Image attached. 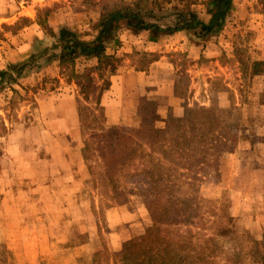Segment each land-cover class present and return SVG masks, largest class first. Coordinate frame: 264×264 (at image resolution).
Returning <instances> with one entry per match:
<instances>
[{
	"label": "trees",
	"instance_id": "16d2710c",
	"mask_svg": "<svg viewBox=\"0 0 264 264\" xmlns=\"http://www.w3.org/2000/svg\"><path fill=\"white\" fill-rule=\"evenodd\" d=\"M83 5L100 13L91 40L66 27L56 31L51 27L54 8H39L35 22L45 37L37 39L28 60L0 69V87L17 85L34 71L58 62L61 78L78 90V117L85 137L79 154L96 176L93 188L115 203L125 196L128 179L145 177L153 187L155 197L147 204L152 224L142 235L124 242L120 251L95 256L88 264H217L218 260L223 264H264V241L221 259V241L231 215L223 202L204 198L198 185L204 167L228 143L247 141L253 150L255 140L264 137V114L259 127L242 137L241 107L232 89L218 77L211 80V91L218 97L209 107L192 108L186 100L177 99L153 119L141 98L136 110L139 125L134 129L109 124L103 105V95L119 70L117 52H108L110 43L120 41L126 31L147 32L157 38L184 32L201 43L202 59L211 39L225 31L234 0H83ZM200 5L206 7L208 20L200 17ZM22 20L26 23L22 29L33 24L29 18ZM49 38L54 40L51 46ZM245 53L237 51V62L243 80L253 82L264 75V60L244 57ZM243 99L240 105H244ZM259 104L264 106V90ZM159 121L164 126L159 127ZM92 130L101 132L95 135L97 143L86 138ZM164 223L175 227L171 236L154 232ZM11 259L5 242L0 243V264H9Z\"/></svg>",
	"mask_w": 264,
	"mask_h": 264
},
{
	"label": "rangeland",
	"instance_id": "374dc122",
	"mask_svg": "<svg viewBox=\"0 0 264 264\" xmlns=\"http://www.w3.org/2000/svg\"><path fill=\"white\" fill-rule=\"evenodd\" d=\"M112 1L107 0L108 3ZM65 7L68 16L74 21L73 26L76 29L79 28L77 32L80 37L91 39L97 32L96 24L99 22L100 13L93 9H87L83 5V0H57L53 4L55 10ZM197 9L202 19H209L204 5H200ZM54 22L56 23L54 27L59 28L62 25L60 22L64 23L66 20L57 19ZM25 24L22 18L0 21V67H6L11 63L10 61L16 60L18 54L20 57L31 55L33 51L31 47L37 44L36 39L39 36L29 35L32 33L31 30L29 33H21ZM257 29L264 34V0H234L226 31L219 38L211 39V42L205 47L202 59H200L201 43L193 41L187 35L180 39L170 38L171 40L165 44V37L157 38L147 32L126 31L123 35V42H121L122 46L118 41L110 43L111 45L118 44V72L124 73L122 78L129 86L127 87L129 90L124 88L122 91V95L127 98V101H124L122 107L114 110L115 113L123 112V118L119 125L126 126L128 129L137 128L139 125L136 117L137 106L140 102L138 100L139 78H137V73L141 76L140 79H143L144 74L148 73V77L145 78L150 83L147 86L148 95L141 98H145L144 104L153 119L156 118L157 112L165 107V85L167 87V84L171 83V76L175 77L173 94L184 98L192 108L196 106L209 107L212 99H217V93L211 91L213 87L211 80L218 77L222 78L224 82L226 81L235 93V102L241 107L240 135L242 137L249 136L251 130L259 127L260 121L263 119L264 109L259 107V97L257 96L261 91L262 83L257 80L253 82L243 80L236 55L237 51L243 50L246 51L244 57L248 55L254 59L259 57V50H257L254 38ZM150 42L152 44L148 45ZM20 49L22 52H18ZM138 69L145 70L133 74ZM20 84L23 86L22 88L15 84H4L0 87V138L8 139L10 135L14 134L12 133L14 129L25 126L26 130H30L25 132V136L21 131L15 134L17 137L22 135L20 137L26 138L25 142L30 141L27 143L28 145L25 144L28 148L33 149L32 145H38L33 143L39 138L46 146L48 137L42 131L33 130L34 125L50 123L60 127L64 124L65 119L70 121L68 115L70 101L63 99L64 90L59 91L55 99H39V90L60 86L56 79L39 74L33 75ZM75 94L78 97L77 89ZM242 97L245 101L244 105H240ZM75 105L78 116L77 101H75ZM157 125L162 127L164 123L159 121ZM78 126L79 132L76 134V141L72 142L74 138L71 135L66 136L63 132L58 134L57 139L59 146L65 145L67 139L70 144L73 143L68 147L69 155L74 161V176L81 180L82 199L93 203L91 212L93 214L95 212L98 220L100 235L98 249L96 248L94 253L90 255L87 253L86 257L78 259L79 264H88L95 256L100 257L106 252H115L109 244L110 229L107 222V210L118 206L119 203L127 204L133 201L131 199H136L148 210L147 204L154 199L155 192L147 178L137 177L126 180V194L117 202L112 203L110 198L105 195L106 198L102 197L99 191L93 188V180L96 176L90 174L79 154L80 149L84 148L85 137L80 129V121ZM100 133L97 130H92V137L87 135L86 138L97 143L99 139L95 135H101ZM39 154L42 157L48 155L46 147H42L39 153L36 151L35 157L37 158ZM209 161V165L204 167L200 175L198 185L200 194L204 198L223 202L222 204L226 205L227 211L231 215V220L228 222L229 230L221 241L220 257L223 259L226 254L248 250L264 241V137L261 139L259 136V139L255 140L253 150L247 141L228 143L219 150L217 158L213 157ZM38 172L43 173L44 169L42 168ZM12 185H16V188L18 187L22 192L23 202L20 201V203L23 209L20 212L21 223H12L15 220L14 213L0 212V243L5 242L12 255L9 264H63L65 261L63 239L67 240L68 246L80 245L86 240V236L81 232L79 222H75L74 217L72 219L69 216L70 219L65 212L57 209L58 207L55 205H51V200L43 203V209L33 206L34 183L31 180L16 179L12 181ZM1 190H3V186L0 183ZM127 197L129 198L127 199ZM42 220L47 224L44 231L53 233V239L56 242L54 245L48 244L49 247L46 245L44 255L32 259L33 254L38 252L41 246L39 240L37 243L33 242L40 238L39 223ZM53 220L56 223H51ZM8 229L14 230L16 237L21 234L33 238L31 241L33 245L31 247L26 245L25 249L23 247V251L15 252L5 241L9 233ZM174 230L173 225L164 223L154 232L161 236H171ZM14 236H11V239L15 238ZM216 263L223 264L221 260ZM248 264L254 263L249 261Z\"/></svg>",
	"mask_w": 264,
	"mask_h": 264
},
{
	"label": "crops",
	"instance_id": "0c3cea01",
	"mask_svg": "<svg viewBox=\"0 0 264 264\" xmlns=\"http://www.w3.org/2000/svg\"><path fill=\"white\" fill-rule=\"evenodd\" d=\"M55 2H57V0H0V21L19 19L22 17L29 18L33 21V24H31V26L29 27L24 28L21 33H29V30H31L32 33H29V35L31 34L32 36H39L37 37V39L39 40L43 39L45 37V34L35 22L37 11L39 8H53V4ZM57 19H63L64 21L66 20V22L64 23L60 22L62 23L61 27H66L78 33L77 31L79 28L76 29L73 26L74 21L72 18L71 20L68 16L66 7L64 9H54L51 14V27L56 31L61 28L54 27L56 24L54 21H56ZM252 22L254 21L252 20ZM223 33L220 36H222ZM182 36H186V33L181 32L172 36H167L165 37V44H167L171 40L170 38L180 39L182 38ZM220 36H218L217 38H219ZM254 38L256 39L255 43L257 44V50H259V57L257 59L264 60V34H262L257 29V31H255ZM84 40L87 39L84 38ZM47 41L49 42L48 46H51L54 42V40H52L51 38H49V40ZM118 42L120 44L121 42H123V35ZM216 43H218L217 40ZM151 44L152 42L148 43V45ZM117 45L118 44H109L108 52H117V54L119 55V48L117 47ZM122 45L123 44H121V46ZM35 46L36 45L32 46L31 49H34ZM18 52H22V50L20 49L18 50ZM19 55L20 54L17 55L16 60L14 59L10 62L18 63L26 61L31 56L26 55L20 57ZM3 68L5 67H0V69ZM128 72L129 74H131L130 71ZM136 73L137 70L133 74ZM39 74L50 79H56L60 83L59 87L53 89L49 88L48 90L42 91L39 90V99H55L57 93L64 90V94H62L63 99L70 101L68 114L70 121H67L65 119V122H63L64 124L60 125V127L50 123L47 125H34L33 130H39V132L42 131L45 136L48 137L46 146L42 144V140L41 138H39V140L37 139V141H34L33 143L38 145H32L33 149L28 148L26 145H28L27 143H29L30 141L25 142L26 138L24 139L23 137H20L22 135L17 137L15 134L21 131L23 132V136H25V132L30 131L29 129L26 130L25 126H22V128L17 127L16 129H14L12 131V133L14 134L10 135L8 139L0 138V183L3 186V190L0 191V204L2 207L0 209V212L3 213L4 211H9L14 213L13 218H15V220H13L12 223H21L20 212L23 208L21 207L22 205L20 201H22V192H20V189L18 187L16 188V185H12V181L16 179H21L24 181L25 178L31 180L34 183L33 206L43 209V203L45 204L48 200H51V205H55L56 207H58L57 209L65 212L68 217L71 216L72 219L74 217L75 222H79V225L82 229L81 232L84 236H86L85 242L80 245L68 246L66 239H63L62 241L64 244L63 251L65 252V261L63 264H79V258L86 257L88 255L87 253H89L90 255L95 252L96 248L98 249L100 235L97 216L95 212L94 214L91 212L93 203H88L82 199V195L80 194L82 190V182L80 179L78 180L74 176V161L69 155L70 151L68 146H71L73 144L72 142L77 140L76 134L79 132V121L76 111L77 107L75 105V101H77V97L75 94L77 87L74 83L68 84L63 78H61L60 70L58 68V62H53L43 70L34 71L31 76L21 79L20 82L26 79L28 80L33 75ZM123 74L124 73L117 72V74L112 77L111 88L103 95V105L105 106L108 123L111 125L119 124L120 120H122L123 118L122 111L119 113H115L114 111L116 108L122 107L125 100L127 101V98L122 95V91H124V88L125 90H129V88H127L129 86H127L128 83L124 82L122 78ZM138 74L139 73H137V78H139L138 100H140L142 96L148 95L147 86L148 84L150 85V83H148V80L145 79L148 77V73L144 74L143 79H140L141 76ZM256 80L262 83L261 91L257 95L259 97V94L264 90V75L255 77L253 81ZM20 82L19 84H17V86L19 88H22L23 86L20 84ZM170 82L171 83H169V85L167 84V87L165 85V107L159 111H166L172 101H177V99L185 100L181 96L179 97L173 94L175 77L171 76ZM227 86L229 87L228 83ZM220 100L222 102L224 100V96L221 95ZM258 105L260 108L264 109L263 105L259 103ZM60 132L65 133L66 136L71 135L74 138L71 144L67 139L65 145L59 146L57 137ZM42 147H46L48 155L42 157L39 154L36 158V151H38L39 153ZM26 157L28 158L26 159ZM42 168L44 169V172H38V170L41 171ZM32 170L33 172H31ZM25 172L26 174H24ZM128 198L129 197H127V199ZM131 200L133 201H130L127 204L119 203L118 206L111 207L107 210V222L110 229L108 233V238L110 240L109 244L111 245V249L115 252L121 249L124 242L142 235L145 229L151 224V217L146 207L140 204V202L136 199ZM43 222L44 221L42 220L41 223H39L40 238H35L36 240H34L33 242L37 243V241L39 240L41 246L38 252L33 254V257H31L32 259H36L39 258L38 256L44 255L46 245L47 247H49L48 244L54 245V243L56 242L53 239V233H47L46 230L44 231V227H46L47 224ZM51 223L56 222H54L53 220L51 221ZM13 231L14 230L8 229L9 233L5 238L7 245H9L12 250L19 253L23 251V247L25 249L26 245H29V247L33 245L31 244L33 238H28L27 236L21 234L16 237L14 236L15 232ZM11 236H14L15 238L11 239Z\"/></svg>",
	"mask_w": 264,
	"mask_h": 264
}]
</instances>
